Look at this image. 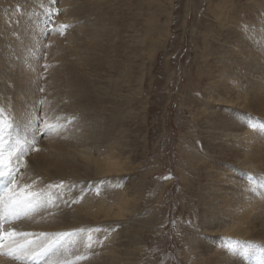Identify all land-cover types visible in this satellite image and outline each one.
Masks as SVG:
<instances>
[{
	"label": "bare ground",
	"instance_id": "bare-ground-1",
	"mask_svg": "<svg viewBox=\"0 0 264 264\" xmlns=\"http://www.w3.org/2000/svg\"><path fill=\"white\" fill-rule=\"evenodd\" d=\"M245 1L217 0L220 53L229 61L218 62L221 55L211 50L215 64L207 65L203 98L192 106L206 154L197 157L204 166L194 193L200 230L190 237L198 261L191 264H264V0ZM156 4L0 0V172L11 177V194L34 207L15 225L26 233L15 243L36 239L21 256L58 239L42 264H122L120 239L109 248L106 225L126 223L129 198L119 189L125 145L103 130L98 134L108 141H98L91 113L114 102L120 114L124 85L137 80L133 60L144 49L151 59L162 44L155 38ZM239 8L254 26L247 41ZM59 24L67 33L44 48ZM208 41L203 37L205 48ZM92 180L111 182L113 201L106 190L104 198L88 190Z\"/></svg>",
	"mask_w": 264,
	"mask_h": 264
},
{
	"label": "rangeland",
	"instance_id": "rangeland-1",
	"mask_svg": "<svg viewBox=\"0 0 264 264\" xmlns=\"http://www.w3.org/2000/svg\"><path fill=\"white\" fill-rule=\"evenodd\" d=\"M242 4L246 1L242 0ZM216 6L217 0H157L152 9L157 11L155 38L162 44L151 59L144 49L141 58L133 60L137 62L134 72L137 80L124 85L127 89L123 91L120 114L114 102L91 113V128L96 131L98 141H108L98 134L103 130L107 136L119 137L125 145L119 150L125 169L119 189L129 198L126 223L106 225L108 247L114 248V237L120 239L122 264L198 261L190 237L200 230L199 199L194 193L200 168L204 166L198 167L197 157L206 151L200 139L201 121L192 106L195 100L203 98L201 88L207 65L215 64L208 58L211 50L221 55L216 57L218 62L229 61L220 53L222 31L213 14ZM239 10L242 19L239 25L243 26V38L247 41L254 26L245 9ZM256 21L260 23L262 19ZM60 24L57 25L60 32L57 27L52 33L47 32L44 48L51 46L53 36L52 40L67 33L66 25ZM233 26L236 28L237 24ZM203 37L209 39L207 48ZM214 106L209 107L214 110ZM90 148L94 152L95 146ZM242 182L250 183L246 179ZM104 184L92 180L87 186L97 196L107 192L106 197L109 194L112 200L115 188L109 181Z\"/></svg>",
	"mask_w": 264,
	"mask_h": 264
},
{
	"label": "snow or ice",
	"instance_id": "snow-or-ice-1",
	"mask_svg": "<svg viewBox=\"0 0 264 264\" xmlns=\"http://www.w3.org/2000/svg\"><path fill=\"white\" fill-rule=\"evenodd\" d=\"M0 175H3L2 172H0ZM24 210V202L17 201L12 206L10 207V214L12 215H18L20 211ZM41 237H45L47 234L41 233L39 234ZM60 237L63 236H70V233H60L57 234ZM59 240L56 239L54 240L51 244H48L46 247L42 246L39 252H32V253H26V258L27 259H35L38 258L39 256L46 255L49 252L53 251V249L59 244Z\"/></svg>",
	"mask_w": 264,
	"mask_h": 264
}]
</instances>
